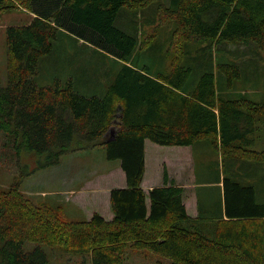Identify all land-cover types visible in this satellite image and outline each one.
<instances>
[{"label": "trees", "instance_id": "obj_1", "mask_svg": "<svg viewBox=\"0 0 264 264\" xmlns=\"http://www.w3.org/2000/svg\"><path fill=\"white\" fill-rule=\"evenodd\" d=\"M154 1L161 24L170 22L181 41L168 73L150 74L147 67L130 63L142 45L136 33L116 23L123 8H145ZM18 7L33 16L25 25L5 29L7 80L0 87L4 136L19 149L45 156L41 166L57 164L62 154L102 145L108 159L120 161L125 186L109 191L110 220L97 212L80 221L46 210L42 216L40 206L22 192L0 191V264L48 262L39 246L25 251L24 242L87 254L89 264H128V246L148 249L172 264H263L259 221L264 220V199L258 200L255 181L223 177L227 222L210 235L181 225L191 220L184 187L170 178L167 167L160 185L145 192L141 183L146 141L160 146L207 141L221 156L264 163V89L257 99L223 95L217 89L221 74L225 89L242 71L238 63L223 61L218 73L211 53L190 83L193 67L183 50L184 43L202 41L264 51V0H0V12ZM59 31L121 62L103 95H81L70 80L63 86L36 83L39 60L51 53ZM243 220L249 225L235 228L231 223Z\"/></svg>", "mask_w": 264, "mask_h": 264}, {"label": "rangeland", "instance_id": "obj_2", "mask_svg": "<svg viewBox=\"0 0 264 264\" xmlns=\"http://www.w3.org/2000/svg\"><path fill=\"white\" fill-rule=\"evenodd\" d=\"M156 5L157 2L154 1L145 8L133 10L123 8L116 20L117 25L126 31L136 33L142 45V48L134 52L129 60L130 63L137 67H147L150 74L168 73L170 60L175 54H178V48L181 44L179 38L173 36V25L170 22L161 24ZM32 16L29 10L22 7L0 12V87L7 80L5 29L10 25H25L30 22ZM52 42L51 53L42 56L39 60L34 75L36 83L48 87L54 86L58 82L63 86L70 80L75 91L81 95H103L115 79L121 62L107 52L76 37V35H68L65 31H59ZM249 43L255 44L254 42ZM183 50L186 52V59L190 60L189 63L193 67L190 83L196 81L202 71L203 59L207 61V57L211 53L212 63L216 65L215 69L218 73L222 72H219L217 64L223 61L238 63L242 71V77L235 80L231 88L225 89L226 77L224 73L221 74L222 82H217V89L219 92L223 90V95L235 96L244 93L253 99H257L256 94L259 95V92L261 93L264 89V51L254 45L222 42L216 47L202 41H191L184 43ZM117 117H119L118 111L115 113L114 121ZM4 134L0 129V191L5 192L6 189L11 188L22 192L25 197L40 206L41 212L39 211V214L42 216L47 211L67 221H80L88 220L93 213L97 212L106 220L111 219L110 204L104 202L111 212V217H106L105 208H98L94 204L98 200V196L94 194L103 193L102 186L105 187L104 190L123 187L125 186V179L119 166L120 161L108 159L104 146L99 145L65 153L60 156L57 164L41 166L47 159L45 156L30 154L24 149L17 148L16 143L5 137ZM156 146L160 153L156 156L157 160L162 157V154L165 155L163 157L165 159L175 147ZM215 157L216 155L212 158L214 162ZM241 161L242 159L229 155H224V157L218 155L216 158L218 168L224 175L235 179L242 178L243 174L240 170H243L244 165ZM208 162L209 166L214 168L211 158L206 155L196 156L194 183L204 182L206 176L202 169L204 166H208ZM236 163L238 166H235ZM173 169L174 166L172 165L171 172ZM152 170L153 167L148 168V172ZM250 171L243 170V173L248 174ZM183 176L184 173L180 171L178 181L183 182ZM244 177H250L255 181L257 188L264 191V176L253 174ZM192 183L193 179L189 183L186 182L185 185ZM182 184L184 185V183ZM98 190L99 192H97ZM202 190V188H198L196 193L197 191L202 193ZM261 191L259 193L263 194ZM184 193L187 196L188 191ZM201 203L202 195L200 194V217H197V221L200 223L196 224L190 221L187 224L186 221H182L181 225L185 228L191 225L190 228L210 235L217 231V227L227 221L212 218L213 220L209 222L208 219L203 218ZM259 222L262 226L264 241V220ZM231 223L235 228L239 224L249 225L247 220ZM36 246H39L47 254L48 262L46 264L90 263V257L87 254H71L60 248L35 242H24L25 251H30ZM262 258L264 264V244ZM124 259L128 264H172L170 259L148 249H135L130 246L126 248Z\"/></svg>", "mask_w": 264, "mask_h": 264}, {"label": "crops", "instance_id": "obj_3", "mask_svg": "<svg viewBox=\"0 0 264 264\" xmlns=\"http://www.w3.org/2000/svg\"><path fill=\"white\" fill-rule=\"evenodd\" d=\"M156 147H157L156 144L150 143L148 141L145 142V173L141 183V187L143 188V190L145 192H148V190L151 189L153 186L160 185L162 181L161 180L162 169L163 167H167V172L170 178H173V180L177 184L183 186L186 189V190L184 189V192L188 191L187 196L184 193V203L186 206L187 213L191 217L190 220L191 222H195L196 224L200 223V221H197L198 220L197 217L200 215V204H199L200 194L202 195L201 211L203 218L208 219L210 222L216 216L217 217L222 216L223 217L222 219L225 220L226 217L224 216L223 213L224 197H223V183H222V179L223 177H225V175L218 168V163L216 162V158L220 154L215 149H213L207 141H199L189 146H175L173 149L171 148L172 151L169 150L171 151V153L165 159H163L165 155L162 154V157H160L159 160H157L156 156L160 153L159 150L156 149ZM151 154H153L154 156H152ZM201 155H206L209 158H211V162L213 163L214 168H211L208 162L207 164L208 166L207 167L204 166V168L202 169L203 174L206 176L204 182L194 183L196 156H201ZM214 155H216L215 162L212 161ZM242 163L244 165L243 170H251V171L248 174H244L243 170L241 169L240 171H242L241 174L243 175L242 178H239V180L253 183L252 182L253 180L250 177H244V176H250L253 174L257 176H264V163H255L250 161H243ZM172 165L174 166V169L171 172ZM235 166H238V163H236ZM149 167H153V170L150 172H148ZM180 171L184 173L183 182L178 181V174ZM173 174H176V176H173ZM192 179H193L192 184L185 185L186 182L189 183ZM182 183H184V185ZM254 186L256 189V196L258 200L262 201L264 199V191H261V189H257L255 184ZM102 187L105 188L104 186ZM103 188H102L103 193H99L98 195L94 194L95 196H98V200H96L94 204L97 205L98 208L100 207L105 208L106 217L107 216L111 217V212L110 210H108V208L104 203L106 201L108 202L109 205V191L111 188H107L106 190H104ZM198 188H202L203 192L199 193L197 191L196 193V189ZM259 191L263 192V194H260ZM97 192H99V190ZM215 213L217 215H214ZM214 233L215 232H213V234Z\"/></svg>", "mask_w": 264, "mask_h": 264}]
</instances>
